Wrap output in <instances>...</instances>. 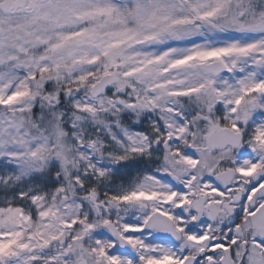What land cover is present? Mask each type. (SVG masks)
I'll list each match as a JSON object with an SVG mask.
<instances>
[{
    "label": "snow or ice",
    "instance_id": "6c2138e0",
    "mask_svg": "<svg viewBox=\"0 0 264 264\" xmlns=\"http://www.w3.org/2000/svg\"><path fill=\"white\" fill-rule=\"evenodd\" d=\"M0 264H264V0H0Z\"/></svg>",
    "mask_w": 264,
    "mask_h": 264
}]
</instances>
